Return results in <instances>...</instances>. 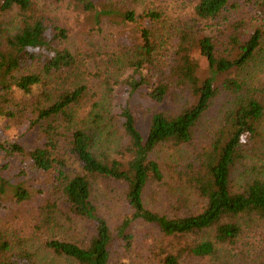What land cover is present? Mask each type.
Listing matches in <instances>:
<instances>
[{"label": "trees", "instance_id": "1", "mask_svg": "<svg viewBox=\"0 0 264 264\" xmlns=\"http://www.w3.org/2000/svg\"><path fill=\"white\" fill-rule=\"evenodd\" d=\"M249 1L260 13L261 25L245 37L241 22H216L230 0H195L194 18L177 32L171 61L158 75L161 41L145 22L157 24L160 12L136 15L128 6L139 0H55L74 17L73 26L87 33L100 32L107 19L134 24L136 35L129 44L103 60L114 82L118 71L130 70L129 95L146 88L156 104L181 95L171 110L150 112L144 134L132 110L123 107L125 143L112 154L103 144L100 129L106 126L100 124V109L94 110L98 104L81 111L86 87L69 82L81 51L71 44L70 28L36 0H0V99L8 102L6 94L13 90L27 94L30 126L38 128L42 139L30 150L18 142H0V151L27 158L43 171L55 169L59 201L66 209L62 213L57 200L39 208L33 235L49 234L41 252L0 229V264H45L40 262L44 250L73 264H136L128 253L138 224L152 226L160 236L144 262L182 264V257L191 256L232 264L219 256V249L237 243L245 217L264 219L263 174L251 171L254 175L245 181L235 180L237 171L247 174L240 167L264 154V90L259 86L264 77V0ZM217 101L218 116L204 136L202 121ZM198 139L207 145L184 167H174L168 190L152 152L164 143L180 147ZM69 160L77 165L73 172ZM161 187L168 190L171 215L145 204L147 193ZM28 195L0 176V202ZM112 211L116 213L109 215ZM62 222L68 223L67 230ZM55 229L73 235L52 236Z\"/></svg>", "mask_w": 264, "mask_h": 264}, {"label": "rangeland", "instance_id": "2", "mask_svg": "<svg viewBox=\"0 0 264 264\" xmlns=\"http://www.w3.org/2000/svg\"><path fill=\"white\" fill-rule=\"evenodd\" d=\"M50 1L54 6L43 4L45 1L42 0H36V3L39 8L44 7V12H51V17L55 15L56 22L60 23L59 20H63L65 23L60 24H65L72 31L71 44L81 51L76 75L69 82L72 85L81 83L86 87L81 111L88 112L93 103L98 104L97 108L94 107L95 109H93L97 110L99 108L104 117L103 122L100 123L106 126L100 129L101 136L104 137L103 144L113 154L125 143V135L121 128V110L123 107L127 105L132 110L137 120V126L144 134L147 130L150 112L155 109L171 110L175 107L176 101L180 99L181 95L177 94L175 100L169 98L165 104L152 102L146 95L148 91L146 88H140L129 95L130 70L118 71L114 75L116 78L114 82L108 76L103 60L105 61L112 55L116 56L119 50L129 44L132 36L136 35L134 24L120 18L117 20L107 19L101 24L100 32L88 30L89 33H87L85 29L73 26L74 17L69 16L68 12L63 9L61 2ZM95 2H101V0H95ZM194 3L195 0H139L138 3L128 6L132 7L136 15L149 10L160 12V21L157 24L145 22V26L152 30L154 35L159 36L161 41V57L156 66L158 75L165 72L171 61V55L176 46L177 32L182 26L193 20ZM57 4L59 8L54 10ZM262 10L264 14V7ZM216 22L225 23V25L231 22H241L244 26L245 37H248L261 25V16L249 0H230ZM262 31L264 32V28H262ZM106 77H109L108 84L105 81ZM261 79L259 86L264 90V77H261ZM6 95L8 102H2V99H0V142H18L26 150H30L42 142L38 128L30 126L33 120L29 108L31 99L19 90H13ZM220 104L221 101H217L210 112L205 115L200 128L202 135L207 136L206 131L214 126ZM262 130L264 132V128ZM206 145L207 141L201 139L180 147L164 143L152 152L151 158L157 159L161 168L163 167L168 190L173 181L174 167H184ZM67 163L69 172L75 171L77 165L71 160ZM240 168H247L248 171L245 172L246 175L240 174L244 173L243 170L237 171L235 180L238 182L245 181L251 171L264 176V154ZM0 176L12 185L24 188L29 194L23 200L7 196L0 202V229L6 233L8 238L12 240L23 238L28 244L32 245L33 250L39 249L41 252L43 250V240L49 234L41 231L39 234L33 235L34 227L38 223L39 208L48 202L57 200L60 203L62 213L66 212L65 207L59 201L61 196L57 190L56 170L52 168L43 171L35 168L27 158L6 156L0 151ZM168 190L166 187H161L153 190V192H148L144 198L146 206L152 211H160L171 215L173 211H171L168 204ZM195 205L196 201L194 199L192 206ZM115 213L112 211L109 215ZM62 218H64V215ZM61 225L62 230L68 229L67 222H62ZM241 227L242 231L237 243L220 248L219 256H226L232 264H264V219L251 216L245 217ZM72 229H75V227H72ZM56 232L58 235H55ZM131 233L134 234V240H132L131 250L128 253L130 261L136 264H150L148 261L144 262L143 260L147 254L149 255L148 248L153 243L155 244L154 240L160 238L158 232L148 224H138L135 225ZM70 235H73V233L55 229L52 236L66 238L65 236ZM44 254L40 262L45 261V264H73L66 258H53L45 250ZM182 258V264L212 263L209 258L204 260L191 256Z\"/></svg>", "mask_w": 264, "mask_h": 264}]
</instances>
